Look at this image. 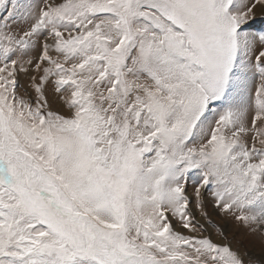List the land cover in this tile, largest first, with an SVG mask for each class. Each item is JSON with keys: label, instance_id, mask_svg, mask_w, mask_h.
<instances>
[{"label": "snow or ice", "instance_id": "6c2138e0", "mask_svg": "<svg viewBox=\"0 0 264 264\" xmlns=\"http://www.w3.org/2000/svg\"><path fill=\"white\" fill-rule=\"evenodd\" d=\"M0 264H264V0H0Z\"/></svg>", "mask_w": 264, "mask_h": 264}]
</instances>
